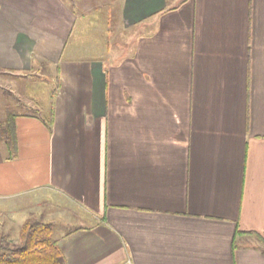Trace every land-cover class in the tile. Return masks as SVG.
<instances>
[{
  "label": "crops",
  "instance_id": "crops-1",
  "mask_svg": "<svg viewBox=\"0 0 264 264\" xmlns=\"http://www.w3.org/2000/svg\"><path fill=\"white\" fill-rule=\"evenodd\" d=\"M81 1L0 0V73L58 83L0 152V246L38 211L67 264H264V0Z\"/></svg>",
  "mask_w": 264,
  "mask_h": 264
},
{
  "label": "rangeland",
  "instance_id": "rangeland-1",
  "mask_svg": "<svg viewBox=\"0 0 264 264\" xmlns=\"http://www.w3.org/2000/svg\"><path fill=\"white\" fill-rule=\"evenodd\" d=\"M88 1L95 2V0H83L82 4H86ZM109 5V4H108ZM107 5V6H108ZM103 6L100 9V16H106L108 7ZM117 6L113 5L112 20L116 21ZM102 19V18H101ZM57 79L54 76V71L48 66L38 67L34 64V70L29 72V76H14L5 73H0V118L5 119L9 113L12 114H24L29 111L23 105L24 101H30L32 99L35 104L45 101L51 91L57 87ZM0 152L4 155L8 153L7 146L0 140ZM53 207L51 205H44L46 213H49ZM40 212L30 214L29 218H35L44 221L40 215ZM73 218V217H72ZM49 221V220H46ZM45 222V221H44ZM77 221L66 217H56L52 221L55 227V236L60 239V235L70 234L75 231ZM12 237L19 239L20 228L16 232H12Z\"/></svg>",
  "mask_w": 264,
  "mask_h": 264
},
{
  "label": "trees",
  "instance_id": "trees-1",
  "mask_svg": "<svg viewBox=\"0 0 264 264\" xmlns=\"http://www.w3.org/2000/svg\"><path fill=\"white\" fill-rule=\"evenodd\" d=\"M16 116L9 113L0 118V140L7 146L9 159L17 153ZM3 238L0 246V264H67L54 226L35 218L27 219L20 229L19 239L13 244Z\"/></svg>",
  "mask_w": 264,
  "mask_h": 264
}]
</instances>
